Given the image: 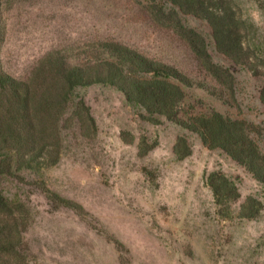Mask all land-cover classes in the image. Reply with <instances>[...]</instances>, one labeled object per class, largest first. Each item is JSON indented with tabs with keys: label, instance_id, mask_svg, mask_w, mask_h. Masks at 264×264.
I'll use <instances>...</instances> for the list:
<instances>
[{
	"label": "rangeland",
	"instance_id": "rangeland-1",
	"mask_svg": "<svg viewBox=\"0 0 264 264\" xmlns=\"http://www.w3.org/2000/svg\"><path fill=\"white\" fill-rule=\"evenodd\" d=\"M226 1L244 22L243 39L256 70L231 63L216 51L204 21L181 15L184 25L205 39L212 61L230 69L234 78V99L229 104L200 89L187 90V102L198 112L215 110L252 124L263 147L264 106L259 92L264 73V0ZM3 3L6 33L1 58L5 71L16 77L28 74L50 51H78L101 40L125 44L176 66L188 63L182 52L185 45L164 17L170 6L155 0ZM77 94L90 108L96 133L85 131L83 136L79 125L63 130L62 155L42 173L43 180L118 239L131 264H264V188L248 172L221 151L207 150L197 135L173 123L142 119L114 88L95 85L78 89ZM122 132L133 136L134 142L124 143ZM179 135H185L191 146V155L181 161L173 154ZM141 137L157 142L144 157L137 153ZM215 171L238 188L235 212L249 196L263 203L256 219L217 216L205 184L206 176ZM0 190L28 206L31 219L24 242L34 264H120L111 244L70 210L53 209L33 185L3 181Z\"/></svg>",
	"mask_w": 264,
	"mask_h": 264
},
{
	"label": "trees",
	"instance_id": "trees-1",
	"mask_svg": "<svg viewBox=\"0 0 264 264\" xmlns=\"http://www.w3.org/2000/svg\"><path fill=\"white\" fill-rule=\"evenodd\" d=\"M155 1L170 6L164 17L185 45V66L158 60L119 42L101 40L78 51H50L28 74L16 77L5 71L2 63L6 24L1 16L4 0H0V185L3 181L33 185L53 209L70 210L111 244L120 264H131L126 247L98 228L81 205L61 197L43 180L42 173L55 166L62 155L63 130L79 125L83 136L85 131L96 133L90 108L77 94L78 89L95 85L114 88L142 119L156 124L165 119L197 135L207 150L221 151L264 188V146L257 140L256 128L215 110L198 112L187 102V90L200 89L229 104L234 99V78L230 69L212 61L205 39L186 27L181 15L204 21L216 51L253 72V57L243 39L244 22L226 0ZM162 8L159 12L165 15ZM261 75L259 100L264 106V73ZM120 138L124 143L134 142L129 133L122 132ZM156 146V141L149 143L141 137L138 156L144 157ZM173 154L179 161L191 155L185 135L177 136ZM146 175L153 177L147 170ZM205 184L221 219L253 220L263 209L259 199L249 196L235 212L232 207L240 198L238 188L221 172L209 173ZM30 219L24 200H11L0 190V264H34L24 242Z\"/></svg>",
	"mask_w": 264,
	"mask_h": 264
}]
</instances>
